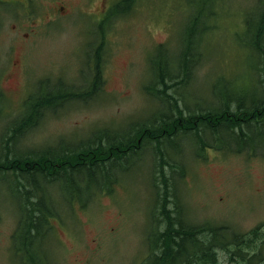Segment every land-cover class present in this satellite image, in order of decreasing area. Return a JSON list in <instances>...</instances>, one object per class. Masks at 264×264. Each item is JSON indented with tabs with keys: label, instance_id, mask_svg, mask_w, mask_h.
I'll list each match as a JSON object with an SVG mask.
<instances>
[{
	"label": "rangeland",
	"instance_id": "obj_1",
	"mask_svg": "<svg viewBox=\"0 0 264 264\" xmlns=\"http://www.w3.org/2000/svg\"><path fill=\"white\" fill-rule=\"evenodd\" d=\"M49 1L31 0L27 9L12 0L0 5V90L4 95L0 139L39 79L48 78L51 85L63 80L77 89L93 88L98 93L59 107L33 130L16 136L15 147L22 152L56 145L60 140L63 143L64 139L72 144L83 141L100 128L123 129L130 118L149 112L153 101L144 91V82L150 76L148 58L158 44L165 43L171 46L167 51L174 64L172 54L184 32L183 25L190 11L198 12L197 0L192 7L186 5V0H134L129 12L116 15L109 13V7L119 0H72L60 14L48 17ZM219 1V21L202 41L206 53L189 87L191 107L197 97L211 98L209 85L219 74L237 79L236 72L246 64L252 69L246 51L235 39V31L242 29L245 14L258 0ZM216 2L210 0L207 8L219 11ZM216 12L203 15L199 24L212 28ZM96 58L102 61L104 81L93 87ZM206 97L202 98L205 107L210 103ZM171 143L172 147L180 145L175 140ZM261 148L256 147V155L210 150L205 159H200L192 158L182 146L186 159L181 160L188 165L177 170L179 176H184L180 193L177 191L180 205L185 206L189 221L219 224L227 237L219 242L223 246H214L217 262L213 264H264ZM138 159L141 165L120 176L112 192L101 194L87 207L75 204L63 221L52 218L50 238L39 246L49 247L52 264H143L148 254L150 218L158 203L153 153L145 150ZM171 176L168 166L165 177ZM8 180L0 178V264H28L25 241L17 238L14 242L23 198L10 191L12 179ZM65 182H57V207L62 200H69L65 199ZM172 207L168 196L167 214H162L163 208L159 207V219L174 217ZM177 215L180 217L181 212ZM161 227L158 244L163 247L170 234ZM201 238L209 241L213 233L208 230ZM39 248L33 249L35 257L41 255ZM210 253L209 249L200 252L199 258L210 260Z\"/></svg>",
	"mask_w": 264,
	"mask_h": 264
},
{
	"label": "trees",
	"instance_id": "obj_2",
	"mask_svg": "<svg viewBox=\"0 0 264 264\" xmlns=\"http://www.w3.org/2000/svg\"><path fill=\"white\" fill-rule=\"evenodd\" d=\"M209 1H198V12L191 15L185 26L183 46L179 55L173 57L174 64L167 46L162 44L156 48L151 58L152 76L144 86L146 94L153 101L150 110L154 108L155 111L148 118L129 122V128L120 135L109 128H100L87 139L73 144L64 139L63 143L60 140L46 148L18 151L14 141L16 136L33 130L50 112L64 108L73 101L87 100L97 91L93 88L77 89L63 80L51 85L46 78L39 79L36 88L28 93L22 110L0 139V178L6 181L12 179L10 191L23 198L14 242L17 238L25 241L24 254L28 264H52L49 247L39 248L40 242L50 238L52 218L56 216L62 219L75 204L86 207L90 199L101 194L99 191L102 192V188H112L115 181L110 179L109 174L116 162L141 156L146 149L152 151L155 158L154 181L159 179L156 183L158 205L164 206V191L168 193L171 190L173 193L176 190L174 174L181 169L177 159L184 158L183 145L188 155L200 159H205L210 150L256 154L257 146L262 147L261 153L264 154V0H258L246 13L242 29L235 31V39L246 51L252 69H247L246 64L236 72L237 79L219 74L211 84L210 103L205 107L202 98L197 97L193 101L195 105L189 106L192 93L189 87L196 79L197 66L204 56L199 43L215 28L220 16L219 12L207 8ZM131 2L121 0L113 6L111 13L124 11ZM255 8L258 10L254 11ZM215 12L218 17L212 28L209 24H199L203 15ZM101 73L102 69L96 63L91 82L93 87L103 83ZM3 99L0 90V113ZM173 140L179 141L180 145L172 147ZM75 155H79V159H75ZM168 166L173 169L170 181L165 178ZM66 178L69 180L65 182ZM60 180L65 182L63 190L66 192L65 199L69 197V200H62L57 207L54 205V193L58 192L56 187ZM166 224L169 242L156 255L159 263L153 260L151 264L217 262L214 246L224 245L218 242L221 232H217V228L206 224H185L178 216L170 217ZM208 230L213 233V238L206 241L209 242L207 244L200 236ZM35 247L41 252L39 257H35ZM207 249L211 252V259L199 258V253Z\"/></svg>",
	"mask_w": 264,
	"mask_h": 264
},
{
	"label": "flooded vegetation",
	"instance_id": "obj_3",
	"mask_svg": "<svg viewBox=\"0 0 264 264\" xmlns=\"http://www.w3.org/2000/svg\"><path fill=\"white\" fill-rule=\"evenodd\" d=\"M2 2H9L10 0H0ZM12 1H18L25 5V9H27V3L31 0H12ZM72 0H50L47 4L49 11L46 13L48 14V17L52 14V16H56L60 14L65 9V4L71 2ZM64 4V5H63Z\"/></svg>",
	"mask_w": 264,
	"mask_h": 264
},
{
	"label": "bare ground",
	"instance_id": "obj_4",
	"mask_svg": "<svg viewBox=\"0 0 264 264\" xmlns=\"http://www.w3.org/2000/svg\"><path fill=\"white\" fill-rule=\"evenodd\" d=\"M147 40H148V39H147ZM1 89H2V88H1ZM7 96H8V95H7ZM56 96H57V95H56ZM20 123H21V122H20ZM15 127H16V125H15ZM11 140H12V139H11ZM11 140H10V141H11ZM11 143H12V142H11ZM53 207H54V206H53ZM49 209H50V208H49ZM56 215H57V214H56Z\"/></svg>",
	"mask_w": 264,
	"mask_h": 264
}]
</instances>
